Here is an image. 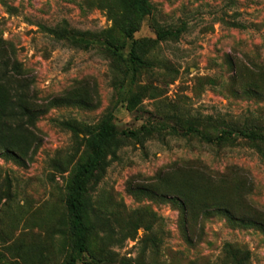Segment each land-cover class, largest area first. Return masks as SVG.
<instances>
[{"label": "rangeland", "instance_id": "1", "mask_svg": "<svg viewBox=\"0 0 264 264\" xmlns=\"http://www.w3.org/2000/svg\"><path fill=\"white\" fill-rule=\"evenodd\" d=\"M146 1L142 16L130 0H0V37L43 104L23 151L0 154V264H66L72 177L109 114L138 133L88 179L76 264H231L226 243L264 264V227L221 211L264 221V139L242 134L264 136V0Z\"/></svg>", "mask_w": 264, "mask_h": 264}, {"label": "trees", "instance_id": "2", "mask_svg": "<svg viewBox=\"0 0 264 264\" xmlns=\"http://www.w3.org/2000/svg\"><path fill=\"white\" fill-rule=\"evenodd\" d=\"M133 10L140 15L149 14L150 8L146 0H130ZM133 28H129L127 32L130 34ZM58 35L60 31H56ZM68 33V30H67ZM71 39V37L68 35ZM79 39L86 44L87 40L82 37H73V40ZM108 47L117 53L116 47L106 41ZM30 79L23 70L21 63L17 60L14 47L8 41L0 37V154L16 155L23 151V137L28 136L25 132L29 130L30 125H34L35 119L43 107L42 103L34 100V90H31ZM56 101V100H55ZM40 111V112H39ZM186 132H195L205 141L213 142L214 138L202 133L196 128H188ZM137 130H119L114 115H107L101 122L98 130L88 140L90 150L89 157L77 166L72 177L68 199L66 201L67 211L69 215L70 233L73 238L72 254L66 264H76L82 254L87 249V233L88 227L84 222V194L86 184L92 173L99 168L103 162L104 148L118 136L136 137ZM249 138H262L264 136L254 132H243ZM222 135L218 136V140L222 139ZM171 200L176 203L182 213V231L187 241H193L192 230L195 222L190 211V204L178 192H171ZM217 206L215 209H222ZM206 213H210L209 210ZM231 225L238 227L261 226L264 227V221L256 214H240L237 215L232 209L224 207L221 210ZM224 254L229 258L231 264H249V251L244 246L233 243H226L224 246Z\"/></svg>", "mask_w": 264, "mask_h": 264}]
</instances>
